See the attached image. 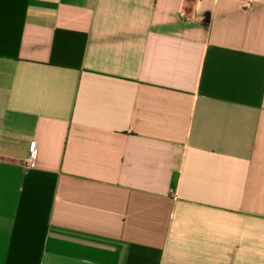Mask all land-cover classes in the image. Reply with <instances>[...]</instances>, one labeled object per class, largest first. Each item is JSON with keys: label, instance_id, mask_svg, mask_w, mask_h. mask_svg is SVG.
Segmentation results:
<instances>
[{"label": "crops", "instance_id": "obj_1", "mask_svg": "<svg viewBox=\"0 0 264 264\" xmlns=\"http://www.w3.org/2000/svg\"><path fill=\"white\" fill-rule=\"evenodd\" d=\"M0 264H264V0H0Z\"/></svg>", "mask_w": 264, "mask_h": 264}, {"label": "built area", "instance_id": "obj_2", "mask_svg": "<svg viewBox=\"0 0 264 264\" xmlns=\"http://www.w3.org/2000/svg\"><path fill=\"white\" fill-rule=\"evenodd\" d=\"M34 154H35V151H32L31 155L34 156ZM29 164H30V163H29Z\"/></svg>", "mask_w": 264, "mask_h": 264}]
</instances>
